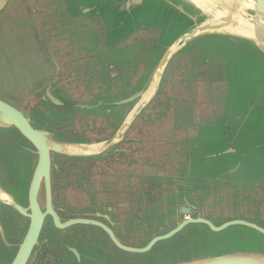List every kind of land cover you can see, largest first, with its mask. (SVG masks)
<instances>
[{
	"label": "flooded vegetation",
	"instance_id": "obj_1",
	"mask_svg": "<svg viewBox=\"0 0 264 264\" xmlns=\"http://www.w3.org/2000/svg\"><path fill=\"white\" fill-rule=\"evenodd\" d=\"M55 1L39 0L38 5L44 4L43 8L33 10L49 23L41 29V34L33 25L36 24L34 20H28L26 28L12 24L10 8L20 11L21 3L13 6V0H8L0 11V33L3 34L0 42L5 36L8 38L6 53L11 58L10 61L4 58L3 63L0 61L7 70L0 73V100L22 112L35 128L49 132L53 140L84 144L88 149L83 154L50 153L51 200H48L47 186L43 181L38 201L46 217L40 247L33 252L29 264H81L68 250L79 252L80 261L86 258L87 252L83 253L82 247L73 242L86 245L99 257L105 253L106 259L113 264L131 263V260L150 253L142 256L125 252L115 244L112 236L123 246L139 249L148 239L164 235L173 226L191 218L182 214L188 205L196 207L195 214L201 213L205 217L206 212L217 211L212 206L216 201L214 197L224 195L226 201L233 203L230 195L236 193L232 188L207 196L202 190L195 194L197 191L190 185L194 184L190 156L198 142L200 125L205 124L201 120L205 118L207 124H214L218 122V116H223L219 96L224 87L211 83V76L204 75L203 72H209L207 67L185 56L171 62L161 89L153 95L155 80L148 75L153 59L150 50L153 34L147 32L116 43L91 21L82 25L81 21L73 20L68 33L70 51L67 47L60 49L59 37L67 34L60 21L64 16L56 9L57 15L54 8L49 14L44 12L49 4L54 7ZM28 9L26 6L25 10ZM75 30L90 32L94 41L90 44L96 46L92 54L86 52V37L77 36ZM17 33L19 44L13 45ZM73 33L74 37L71 36ZM65 38L60 39L64 41ZM66 54L65 61L60 63L59 58ZM18 57L20 73L25 75V82H30L29 87L9 78V67L18 64ZM193 66L201 68L194 69ZM65 74L71 77L70 81L84 83L83 88L77 90L76 97L82 98L80 101L71 100L61 85ZM7 85L9 88L18 87L20 91L26 88L22 93L37 96L36 105L42 110L31 108L29 117L21 108L24 103L9 100L13 94L7 90ZM124 85L125 91L122 90ZM142 103L146 105L140 111ZM90 116L102 118V124L111 133L102 135L103 130L93 125L88 131L74 130L75 122ZM13 130L35 151L17 130ZM96 133L101 135L95 136ZM5 140V148L9 149L6 145L10 143L6 142L10 138ZM108 142L111 143L106 145ZM32 156L31 169L38 161L36 154ZM50 211L57 214L62 224L73 220L89 223L60 228ZM2 222H10L9 243L19 244L17 236L22 230L5 207L2 208ZM25 224L28 222H23ZM183 231L178 235L181 236ZM1 249L5 251L1 255L6 256L3 260L1 257L0 264L13 259L17 252L15 247L6 248L0 239Z\"/></svg>",
	"mask_w": 264,
	"mask_h": 264
},
{
	"label": "water",
	"instance_id": "obj_2",
	"mask_svg": "<svg viewBox=\"0 0 264 264\" xmlns=\"http://www.w3.org/2000/svg\"><path fill=\"white\" fill-rule=\"evenodd\" d=\"M7 2L0 0V11ZM66 4L69 12L76 17L101 21L111 42L124 41L139 31H151L157 35L151 51L157 59V67L151 73L155 80L153 95L161 89L167 67L178 56L184 52L188 54L192 48L212 51L211 58L208 54L202 59L195 58L193 53L188 55L207 67L211 74L213 72L211 79L224 83L229 95L222 99L226 113L221 123L215 130H207V138L197 145L195 150L200 157L191 158L192 182L197 186L199 183V188L210 196L215 191L228 188L232 181L236 184V194H240V188H244L243 182L248 185L259 179V171H264V0H66ZM144 103L140 111L146 105ZM130 123H126V127ZM10 129L17 130L34 147L35 151L26 150L36 154L38 161L33 169H27L7 160L8 164L1 169L0 239H4L2 242L6 248L17 249L13 259L2 264H29L33 252L40 247L46 217L38 201L43 181L47 186L48 200H51L50 153L83 154L88 149L84 144L72 145L53 140L49 132L35 128L22 112L0 100V131ZM1 143H5V138H1ZM195 169L200 173L195 174ZM202 170L207 172L206 181H202ZM206 188L208 192H205ZM246 189L251 191L253 188ZM246 200L254 201L253 197ZM3 207L10 211L9 214L22 230L17 236L20 240L17 245H11L6 238L2 222ZM195 210V206L188 205L182 214L191 218L152 239L146 247L132 249L121 245L114 236L112 239L125 252L147 255L159 243L176 237L193 225L204 226L214 234L241 228L264 237V220L260 216L259 220L235 218L217 226L201 213L195 214ZM50 213L60 228L89 223L73 220L62 224L57 214ZM26 221L28 224L24 226L23 222ZM12 238L16 239V236ZM204 239L189 243L182 239L184 244L179 249L161 253L168 256L169 261L171 254V262L158 264H264L262 238L243 234L240 241L231 242L234 247L232 251L221 255H213V250L204 246ZM68 251L78 261L81 260L79 252L74 249ZM175 251H180L177 257ZM5 256H2V260ZM80 262L113 264L105 256L99 257L93 252L87 253ZM140 262L141 259H137L133 264Z\"/></svg>",
	"mask_w": 264,
	"mask_h": 264
},
{
	"label": "rangeland",
	"instance_id": "obj_3",
	"mask_svg": "<svg viewBox=\"0 0 264 264\" xmlns=\"http://www.w3.org/2000/svg\"><path fill=\"white\" fill-rule=\"evenodd\" d=\"M38 1L39 0H27L25 3V2H17V0H13V2H12L13 6L15 4L20 5V3H21V5L23 7H22V10H20V11H19V9H15L14 7L10 8L12 10L11 11L12 24L24 25V28H26V26L29 25V23H27V21L29 20L32 22L34 20L36 22V24H33V25L35 26L36 29H39V33L41 34V32H42L41 29L43 27H45L46 25H48L49 23L48 22L45 23L46 19L43 16L40 17L38 15V13L34 14L33 10L39 11L40 8L41 7L43 8V6H44V4H41V6H39ZM26 6L29 7V9L27 11L25 10ZM53 8L56 11L57 15H58V11L56 9L59 10L60 14H63L64 17L60 16L61 17L60 21L62 22L63 30L67 33L66 35H63V36H66L64 41H62V39H60L63 36L59 37L58 47L60 49L67 47V49H69V51H70L71 47L69 46V42H68V39H69L68 33L70 30L69 28L71 27L69 25L72 24L71 21L73 22V20L74 21H78V20L81 21L82 25H84L85 23L88 24L91 21L92 23H94L95 25L100 27L105 33V28L103 27L102 22L99 21L98 19L80 18V17H76L73 14H71L68 10L66 0H57V2L54 4V7H52L51 4H49L47 7H45L44 12L49 14L48 12L49 11L51 12V10ZM34 15L37 16V19H35L36 17ZM18 32H20V31L18 30ZM73 32H76V35L79 37H81V36L86 37V41L88 42L86 52H90V54H92L91 51H93V48H96V46H94V44H90V43H94V41L90 35V32L89 33L88 32L79 33L81 31H78V30L77 31L75 30ZM141 32H147V33L153 34L152 43L155 42L157 35L154 32H151V31H141ZM13 33L15 34V32H13ZM134 35H136V33H134L133 35H130L127 39H129L131 36H134ZM71 36L74 37L75 36L74 33ZM2 37H3V34L0 33V38H2ZM77 39H78V37H77ZM127 39H125V40H127ZM124 41H122V42H124ZM55 43H57V41H55ZM8 44H9L8 38L5 36L3 41L0 42V53H1L0 61H1V63H3L2 60L4 58H7L9 61L11 60L9 53L8 54L6 53V51H8V49H7ZM12 44H13V34H12ZM15 44H17V45L19 44V33H17L15 36V43L13 45H15ZM141 45H143V44H141ZM190 47H192V46H190ZM210 52H212V51H197L196 49L192 48L188 54L193 53L196 55V56H194L195 58L202 59V57L206 54H208V56L211 58ZM188 54H186V52H184L182 55L178 56V58L179 57H185V56L190 58V56ZM66 58H67V54L64 58H59V62L63 63ZM16 62L18 63L17 65L13 64L11 67H9V71H8V73L10 74L9 78L14 79V80H18L22 83V85H26V87H29L30 82H25V79H26L25 75L23 73H20L21 70L19 68V57L17 58ZM3 70H6V68H4L2 66V64H0V73H3L2 72ZM203 73L205 76H209V75L213 74V72H212V74H211V72H203ZM214 75H215V73H214ZM1 77H4V75H1ZM62 78L64 80L61 82V85L64 86L65 91H67V93L70 95L71 100H77L78 99V101H80L82 98L80 99L79 97H76L78 95L77 90L79 88H83L84 83L83 84L82 83L77 84L74 81H70L71 77H69L68 74H65ZM2 84L5 85L4 82H2ZM6 87H7V90L11 91L13 94V97L9 98V100L15 101V102H18L21 104L24 103L25 106L22 107V105H21V108L24 110V112L29 117L31 115V111H30L31 108L36 107V109L38 111L42 110L39 106L36 105V103L39 100L37 96L31 95V93L30 94H23L22 93V92H25L26 88L23 91H20L19 88L15 87V86L9 88V86L7 85ZM95 88L96 87H95V83H94L93 89H95ZM122 90L125 91V85L122 87ZM26 95H28V97ZM26 101L29 103H27ZM223 118H224V116H221V117L218 116V118H217L218 122L214 123L213 126L212 125H200V128L203 127V130H212L221 123ZM202 121H204L203 123L207 124V122H205L206 121L205 118L202 119L201 122ZM102 123H104L102 121V118H96L94 116H90L89 118L87 117V119H85L84 121L79 120L78 122H75L74 123L75 124L74 130L79 131V132L88 131V128L93 125L96 127V129H98V130L102 129L103 130L102 135L106 134V136H108L111 133V131H110V129H105L106 125H104ZM198 124H202V123H198ZM208 124H210V122H208ZM98 135L100 136L101 134L96 133L95 136H98ZM60 138H61V136H60ZM3 154H5V155L9 154V149L5 148V143L0 144V173H1V169H3V166H6L8 164L7 163L8 159ZM4 171H6V170H4ZM201 173H202V175L207 176L206 171L202 170ZM206 178L207 177H204L202 179V181H206ZM197 184H198V186L196 184H193V185L190 184V185L192 186V188L194 187L193 189L196 191L201 190V188H199V183H197ZM208 191H209V189L206 188L205 192H208ZM196 193H198V191L195 192V194ZM231 196H232V200H233L232 204L229 203L228 201H226L224 195H221L219 197H217V196L214 197L213 200H216V201L214 203H212V206L216 207L217 211H216V213L206 212L205 218L212 221L217 226L221 225L222 223H224L228 220L235 219V218H242V219H246V220H249V219L259 220L258 218L260 216V212H259L258 205L254 204L255 202H251V200L250 201L246 200V198H252L254 195L251 197L250 195H241V194L237 193L236 195H230V197ZM7 212L10 213V211L8 209H7ZM11 214H13V213H11ZM3 227H4V230L6 233V238L8 239L9 235L11 234L8 232L9 227H10V222H9V224H8V222L4 223ZM243 234L251 235L252 238L259 237V238H262V240L264 241V237H260L256 233H253L251 231L241 229V228H238L236 231H234V229L233 230L231 229V230L224 232V233H221V234H214L204 226H199V225L198 226H195V225L189 226V228H187L183 231L181 236L177 235L176 237H174L170 240L161 242L157 246H155L149 255H147L145 257H141V262L139 264H158L159 262H163V263L171 262L172 257H173L171 254H169L170 255L169 257L171 259L169 261L168 256H164L165 254H161V253H164V252L167 253L174 248L179 249L180 246L184 244L183 242H181L182 239L186 243H189V242L196 241V240H200L202 242V239L206 238V239H204L206 241V243H204V246H207L206 248L213 250V252H212L213 255H221L224 252L232 251L234 247L231 244V242L240 241ZM201 235H203V236H201ZM2 240L4 241L3 238H2ZM151 240L152 239H148L142 245H145L144 247H146L150 243ZM214 243L216 244L215 246H214ZM72 244H78L79 246H81L82 247L81 251L83 253L85 251L87 253H89V252L92 253V251L89 249V247H85L86 245H84V244L82 245V244L75 243V242H73ZM236 247H239V246H236ZM189 250H190V246H189ZM1 252L4 253L5 251H2V249L0 250V260L2 257ZM175 252H176L175 257H177L179 255L180 251H175ZM181 253L183 255L182 251H181ZM103 255H105V257H106L105 253H103ZM125 256H127V255H124V257ZM142 256H144V255H142ZM175 257L173 259H175ZM131 261H132L131 263H122V264H133V261H135V260H131ZM79 262L80 261H78V263Z\"/></svg>",
	"mask_w": 264,
	"mask_h": 264
},
{
	"label": "crops",
	"instance_id": "obj_4",
	"mask_svg": "<svg viewBox=\"0 0 264 264\" xmlns=\"http://www.w3.org/2000/svg\"><path fill=\"white\" fill-rule=\"evenodd\" d=\"M141 31L139 32H136L137 33H140ZM122 42V41H121ZM117 43V42H116ZM154 48V42L150 48V50L152 51ZM152 56V63H151V69L149 70L148 72V75L154 71L155 69V66L157 65V59L155 57V55L151 54ZM199 68V67H198ZM199 76L197 75V78ZM211 77H210V82L211 83H218L220 85H223L224 87V90H222V93L220 94V105L222 106L223 108V116H225V107L224 105L222 104V99L225 98L226 96H228V91H227V88H226V85L224 83H221L219 81H211ZM203 125H212L213 124H203ZM209 133H207V130H203V127L200 128V131H199V136H198V141L197 144L195 145V149L197 148V145L201 142V140L207 138ZM193 149V152L191 154V157L194 155V157H200V154L198 153L197 150ZM200 172L198 170L195 169V174H199ZM259 176V179L251 182L250 184L246 185V182H243V185L242 187L244 188H240V194H245V195H248V194H253V202L259 204V209H260V217L261 219L264 220V171H259V174L257 175ZM204 177H207L205 175H201V178H204ZM253 188V189H250L251 191L247 190L246 188ZM228 188H232L234 190V193H236V190L234 188H236V184H235V181H232V183L230 184V186ZM255 197V198H254Z\"/></svg>",
	"mask_w": 264,
	"mask_h": 264
},
{
	"label": "trees",
	"instance_id": "obj_5",
	"mask_svg": "<svg viewBox=\"0 0 264 264\" xmlns=\"http://www.w3.org/2000/svg\"><path fill=\"white\" fill-rule=\"evenodd\" d=\"M14 130H5V131H0V141L1 138H10V141L6 142V143H10L7 144L6 147L9 148V155H12L11 157H7L10 163L13 164H21V166H26L27 169H31V164H33V156L32 153H30L29 151H27L26 149H31V146L26 142V141H22L21 137L19 135H15V133H13ZM6 141V140H5ZM193 158L194 155L192 156ZM190 156V158H192ZM192 159H190L191 161ZM191 166H192V161H191ZM192 169V168H191Z\"/></svg>",
	"mask_w": 264,
	"mask_h": 264
}]
</instances>
